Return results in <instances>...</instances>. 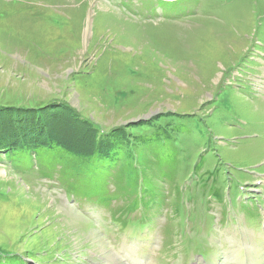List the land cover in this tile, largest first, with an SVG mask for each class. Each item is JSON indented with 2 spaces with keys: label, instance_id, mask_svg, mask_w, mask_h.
Instances as JSON below:
<instances>
[{
  "label": "rangeland",
  "instance_id": "rangeland-1",
  "mask_svg": "<svg viewBox=\"0 0 264 264\" xmlns=\"http://www.w3.org/2000/svg\"><path fill=\"white\" fill-rule=\"evenodd\" d=\"M150 9L0 0V106L59 100L104 132L135 125L132 136L164 137L177 166L171 186L149 173L164 201L123 218L134 196L90 206L60 167L43 174L54 157L21 169L2 155L4 252L29 264H264V0Z\"/></svg>",
  "mask_w": 264,
  "mask_h": 264
},
{
  "label": "trees",
  "instance_id": "trees-1",
  "mask_svg": "<svg viewBox=\"0 0 264 264\" xmlns=\"http://www.w3.org/2000/svg\"><path fill=\"white\" fill-rule=\"evenodd\" d=\"M141 1L152 11L159 7L163 13L169 11L178 17L188 11L189 4L196 5L203 0ZM183 2L186 6H182ZM56 110L67 125L70 123L84 128L82 137H75L71 132L65 134L70 128L64 127L62 121L55 122L52 111ZM135 128V125L121 126L104 132L94 123L78 118L76 110L59 100L37 108L0 106V156L4 155L13 167L21 169L31 162L40 166L48 163L46 154L54 157L51 166H42L43 174H55L59 172L56 168L60 167L62 178L70 181L66 183L70 192L86 199L90 206L107 209L118 199L134 196L132 202H127L128 210L117 213L125 218L146 202H151L148 208L152 209L155 201H164L161 197L165 196L154 186L151 189L148 187V183L154 181L149 176L150 172L157 173L156 176L164 180L165 185L171 186L176 181V159L174 154L167 153V140L164 137L157 139L156 134L132 136L131 131ZM73 137L74 140L82 138V142L73 141ZM146 152H150L153 158L146 159L143 154ZM75 171L77 174H74ZM132 186H135L134 189ZM148 190L149 194H146ZM113 212L111 209L112 218L119 219ZM121 223L127 224L124 219ZM10 254L0 249V264H29L23 257Z\"/></svg>",
  "mask_w": 264,
  "mask_h": 264
}]
</instances>
